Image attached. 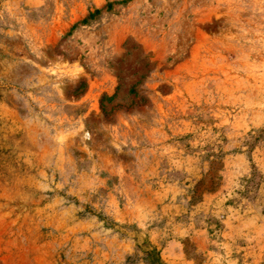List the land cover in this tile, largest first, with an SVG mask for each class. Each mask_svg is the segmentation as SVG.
I'll return each mask as SVG.
<instances>
[{"label":"rangeland","instance_id":"rangeland-1","mask_svg":"<svg viewBox=\"0 0 264 264\" xmlns=\"http://www.w3.org/2000/svg\"><path fill=\"white\" fill-rule=\"evenodd\" d=\"M0 264H264V0H0Z\"/></svg>","mask_w":264,"mask_h":264},{"label":"trees","instance_id":"trees-1","mask_svg":"<svg viewBox=\"0 0 264 264\" xmlns=\"http://www.w3.org/2000/svg\"><path fill=\"white\" fill-rule=\"evenodd\" d=\"M107 9H111V4L110 3L107 4ZM99 13H100V9H95L93 12L89 13V15H88V17L86 19H92L93 17H95ZM86 19H84V21H86ZM148 254H151V251H149ZM157 254H158V252H157ZM157 258L158 257H156V259ZM152 262H154V260H152Z\"/></svg>","mask_w":264,"mask_h":264}]
</instances>
